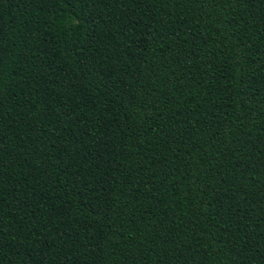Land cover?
<instances>
[{
    "label": "trees",
    "instance_id": "obj_1",
    "mask_svg": "<svg viewBox=\"0 0 264 264\" xmlns=\"http://www.w3.org/2000/svg\"><path fill=\"white\" fill-rule=\"evenodd\" d=\"M0 264H264V0H0Z\"/></svg>",
    "mask_w": 264,
    "mask_h": 264
}]
</instances>
